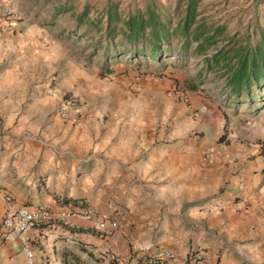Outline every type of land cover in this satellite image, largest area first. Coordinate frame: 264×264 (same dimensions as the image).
<instances>
[{
    "label": "crops",
    "instance_id": "obj_1",
    "mask_svg": "<svg viewBox=\"0 0 264 264\" xmlns=\"http://www.w3.org/2000/svg\"><path fill=\"white\" fill-rule=\"evenodd\" d=\"M42 33L36 26L0 33V193L28 208L83 202L116 228L101 232L81 218L68 229L39 226L29 234L34 263L96 264L102 256L104 263L111 259L107 264H140L164 250L174 256L169 264H185L194 250L205 264H264V151L235 152L196 136L202 169L195 171L192 147L183 142H113L107 133L94 142L99 130L89 115L78 108L59 115L57 90L34 94L29 102L17 90L25 67L60 57L57 44H36ZM210 128L213 133L215 124ZM218 129L225 126L216 117V135ZM209 147L213 157L206 159ZM155 164L165 173L151 171ZM144 179L152 183L140 184ZM3 209L0 196V218ZM23 260L16 240L0 239V264Z\"/></svg>",
    "mask_w": 264,
    "mask_h": 264
},
{
    "label": "rangeland",
    "instance_id": "obj_2",
    "mask_svg": "<svg viewBox=\"0 0 264 264\" xmlns=\"http://www.w3.org/2000/svg\"><path fill=\"white\" fill-rule=\"evenodd\" d=\"M7 1V2H6ZM149 1L163 9H169L170 17L176 0H111L121 15L142 10ZM106 0H4L0 12L10 10L18 20L19 29L36 26L44 37H36V44L44 48L52 42L60 48L57 60L41 63L23 70V80L18 87L29 102L34 94H53L57 90L61 99L71 95L83 115H89L99 132L93 141L103 140L108 134L110 141L118 139L138 140L146 145H171L175 142L189 144L192 170L202 169L199 154L193 141L196 136L216 140L227 148L256 153L264 151V136L259 135L264 124V89L256 91L255 99L231 102L227 99L224 60L209 68L204 57L215 49L229 48L231 42H243L246 28L250 31L256 23L264 25V0H202L199 17L214 21L224 27L223 35L202 54L182 55L177 44L170 45V54H160L156 59L130 55L128 51L111 58L109 49H95L101 40L105 44L103 20L96 28L88 23L97 20ZM86 10L81 25L76 18ZM232 41H227L229 37ZM229 42V43H227ZM121 45L117 48L121 49ZM129 48V47H128ZM224 49V50H225ZM30 51V50H29ZM103 52H106L104 57ZM231 57L228 55L226 59ZM7 64V62H5ZM53 78V81H51ZM194 86V89H189ZM47 89V90H45ZM260 92V93H259ZM178 94H185L183 102ZM0 92V97L3 96ZM192 98L196 104H191ZM200 107H204L201 110ZM196 109V115L192 110ZM0 106V113H2ZM216 117L225 129L216 135ZM135 119V120H134ZM0 117V121H1ZM215 124L213 133L210 124ZM109 130V131H108ZM94 152V151H92ZM250 158L254 157L251 153ZM144 157V155H143ZM198 165V166H197ZM151 171L164 174L162 164ZM157 180L156 182H162ZM152 183L149 179L140 184ZM96 256V264H107ZM119 262V261H118ZM120 264H136L134 261Z\"/></svg>",
    "mask_w": 264,
    "mask_h": 264
},
{
    "label": "trees",
    "instance_id": "obj_3",
    "mask_svg": "<svg viewBox=\"0 0 264 264\" xmlns=\"http://www.w3.org/2000/svg\"><path fill=\"white\" fill-rule=\"evenodd\" d=\"M201 2L176 0L171 8V15L176 16L173 22L169 9H163L152 1L146 3L142 10L121 15L116 4L106 0L97 20L88 23L96 28L103 20L105 44L101 46L99 40L93 47L109 49L112 59L124 50L130 55L156 59L160 54H170V45L174 41L177 44L176 51L182 55L186 56L190 48V54H202L216 44L224 33V27L199 17ZM85 15L84 9L76 18V26L81 25ZM242 35L243 42H231V36L227 40L231 42L229 48L215 49L203 61L211 68L224 60L227 99L235 103L255 99L258 95L257 90L252 93L253 87L264 89V25L256 23L250 31L246 28ZM118 45L122 46L121 49L117 48ZM103 54L106 57V52ZM228 55L231 57L226 59ZM189 89L193 90L194 86Z\"/></svg>",
    "mask_w": 264,
    "mask_h": 264
},
{
    "label": "built area",
    "instance_id": "obj_4",
    "mask_svg": "<svg viewBox=\"0 0 264 264\" xmlns=\"http://www.w3.org/2000/svg\"><path fill=\"white\" fill-rule=\"evenodd\" d=\"M17 16L10 10L0 12V33H6L15 30L18 26ZM53 81V78H51ZM179 98L185 102V94H178ZM60 116L65 117L66 112L77 108L76 99L71 96H65L61 99L58 107ZM204 110V107H200ZM196 109L193 108V115H196ZM206 159L213 157V149L209 147L204 153ZM218 156L222 157L221 154ZM4 202L2 217L0 218V239L11 242L16 240L24 254L23 264H35L33 253L30 248V232L39 226L51 228L60 226L62 228L73 227V220L81 218L91 222L94 227L101 232L110 231L116 228V222L109 220L108 217L100 216L90 210L83 202L77 204H66L60 209L52 210L48 206L38 205L33 208L25 207L6 193H0ZM44 227V228H45ZM174 256L167 251L161 250L152 256L149 260L152 264H169ZM185 264H205L197 252L190 251L185 255Z\"/></svg>",
    "mask_w": 264,
    "mask_h": 264
}]
</instances>
